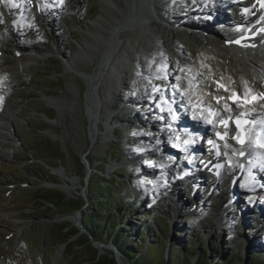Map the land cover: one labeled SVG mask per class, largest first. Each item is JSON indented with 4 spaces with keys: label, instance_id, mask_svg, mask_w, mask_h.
Instances as JSON below:
<instances>
[{
    "label": "rangeland",
    "instance_id": "374dc122",
    "mask_svg": "<svg viewBox=\"0 0 264 264\" xmlns=\"http://www.w3.org/2000/svg\"><path fill=\"white\" fill-rule=\"evenodd\" d=\"M119 1L122 8L127 4L132 5L133 2V0ZM102 2L103 0H66L67 7L60 11L57 20H52L54 25L51 28L45 22L42 26L37 16L29 20L24 19L28 22L15 21L18 23L14 26L8 16V11L14 18L16 16L15 6L12 4L4 6L2 12L6 15L0 12V47L4 50L1 51L3 56L0 57V63L9 57L5 52H12L14 40L24 47L31 46L32 51H35L23 53L26 69L20 68L15 61L10 65L0 66V115L4 113L7 116L5 119L0 116V221L2 222L0 264H85L84 261L90 258L89 250L76 249V255L67 258L69 251L57 238L58 232L54 227L62 223L72 225L74 219H76L75 223L80 225L82 212L63 214L69 211L70 207L65 204L59 205L58 208L45 206L38 199L41 197L40 193L56 190L69 199L76 198L80 201L82 198L87 201L90 195L88 185L91 180L107 186L103 178L116 181V186L119 185L117 192L126 201L130 203L135 200L138 203L134 211L125 219L122 218V213L128 211L129 205L126 203H119L113 209L117 214L111 211L110 215L115 221L119 220L122 227H127L130 237H135L130 241L136 242L135 248L140 253L150 251L148 247L154 245L152 247H155L156 252L162 254L164 250L167 254L168 246L178 244L175 255L180 256L182 252L189 256L194 254V258L197 256L206 258L208 264H250V257L255 264H264V233L257 234L252 227L244 225V222L235 221L228 214L220 223L218 210L222 191H218L221 187L214 190L213 198L204 200L203 211L194 207L195 202H191V196L188 194L186 196H189L190 201H187L182 194V201L186 204L182 207L181 203H174L170 199L172 196L170 192H167L165 197L157 191H155L156 195L154 193L146 195L139 191L140 188H145L143 178L146 175L150 176V170L157 168V157L144 150L147 141L143 140L144 142L141 143V134L135 136L131 133L130 136V131L134 130V127L128 124L132 122L131 120L124 121L123 111L111 112L112 109L120 110L118 100H123L127 101L130 107L132 106L131 110L136 113L137 109L133 103L142 96L132 95L134 85H130V81L123 90V92L126 90L125 94L122 92L121 96L132 97L133 103L120 95L114 100L111 99L112 97L106 98L105 83L101 79L98 80L92 91L97 100L94 102L97 113L94 128L97 133L95 139L90 136L91 110L89 111L86 106L88 88L84 75L79 69L83 68L93 73L97 64L92 54L89 56L79 54L74 47L85 45L80 33H85L86 25H93L99 17ZM141 2L143 3V0ZM112 15L110 14L111 17ZM13 27L15 38L12 37ZM133 28L135 24L125 29L132 31ZM200 32L204 35H199L197 41L187 39V34L184 35L181 31L174 37L169 30L163 35L168 50H172L177 57L179 54L183 56L185 60H182V63L185 68L188 66L199 72L200 65L206 66L209 70L203 72L200 77L202 89L198 88L197 84L184 81L185 77H189L186 71L178 73L175 80L176 90L170 93L182 102H188L190 97H195L216 105L217 98H222L219 102L224 101L225 98L222 94L212 92V79L235 83L237 93L245 87V82L232 71L228 77L217 73L218 70L226 69V61L218 48V44L222 41L206 28ZM143 33L148 32L142 28L138 33L139 37H143ZM146 34L144 38L147 37ZM202 37L207 38L208 41L202 40ZM149 44L156 52L158 47L155 44L158 43L152 36ZM119 48H130L126 39L117 43L116 49ZM88 49L93 53L98 52V61L103 59V54L93 45H89ZM242 51L244 50L240 52L233 50L237 58L236 63L244 57ZM263 76L264 74H259L263 81H259L260 83L257 81V84L264 83ZM233 88L235 89V86ZM137 104L136 102L135 105ZM252 106L249 111L253 113L263 108V105L261 103L257 105V102ZM138 115L142 117L140 113ZM115 122L124 125L115 126ZM116 127H121L118 135ZM149 146L153 147L154 143ZM113 148L120 153V159L111 156ZM41 158L56 168L50 169L45 166ZM142 163L149 164L142 165ZM102 164L103 172L95 177L91 167L98 169ZM80 165L84 166V177ZM131 165L134 166V170L129 168ZM118 169L124 170L127 174L122 178H116L114 174ZM204 169L202 171L206 172ZM44 179L49 182L43 181ZM199 191L205 194L207 190L201 188ZM199 191H195L197 200L204 196L200 195ZM126 193H129L130 197H127ZM46 196L51 197V193H46ZM53 200L57 202V198L54 197ZM260 201L257 203L259 204ZM87 207L86 202L83 208ZM192 207L196 209L193 210ZM247 221L252 223L250 217ZM10 223L15 224L16 228L5 227ZM138 232H141L142 237L137 236ZM80 234H86V231L82 229ZM177 235H182V238L179 239ZM252 240L253 242H250ZM111 251L106 249L101 254ZM256 254L259 257H256ZM160 260L161 257L158 262Z\"/></svg>",
    "mask_w": 264,
    "mask_h": 264
},
{
    "label": "bare ground",
    "instance_id": "6f19581e",
    "mask_svg": "<svg viewBox=\"0 0 264 264\" xmlns=\"http://www.w3.org/2000/svg\"><path fill=\"white\" fill-rule=\"evenodd\" d=\"M137 1V2H136ZM142 0H133L132 5L127 4L125 6L120 5V1L119 0H103L102 2V10L100 12L99 17L93 22V25H86V28L84 29L85 33H80L81 37H82V41L85 44L83 45H79L77 47H74L76 49V52L79 54H88L89 55H93V60L95 61V63L97 64V67L95 69V71L92 73L90 70H86L83 68L79 69V72L84 75V79L86 81V86L88 88L87 94H86V106L87 109L91 110L90 113V124L91 127L89 129L90 132V136H92L93 139H95L96 137V129L94 128V124H96V106H94V102L97 101L96 98L93 96L92 91L95 89L96 87V83L98 82L99 79H101V81H104L105 83V93H107L106 98H111L112 100L117 99V97L123 92V90L125 89V87H127L128 85V81L132 78V76L134 77L135 75V68L136 71L139 70V68H142L143 66L147 65V59L149 56H152L156 61V64L158 67H166L168 66V68H170V71L173 70L176 66L178 67V65L180 64L181 60H185L183 58V56H175L172 53V50H168V46L165 42V39L163 37V35L165 34V31H168L171 33L172 37H174L176 35V33L178 32V30H176V27H172L174 26V24H178V19L180 20V22H183L184 19H190V22H193L194 26H197V28H195L194 26H186V27H190V29H192L193 32H195V29H198V31L202 30L203 28H206L208 32H210L211 34H213V36H215L216 38L219 39V41H222L221 44H218V41L216 44H218V48L220 50V52L223 54V57L226 61V69L225 70H218L219 73H223L222 76L224 77H228L230 76V72H235L237 77H239L240 79H242L245 82V87L242 88L241 92H239L238 97L242 98L240 101L237 100V103L234 104L233 106V111H235L236 113H242V114H249L247 113L249 111V109H251L252 104L249 101V97L253 94H258L259 96H263L264 97V83L262 84H257V81H263L262 78L259 77V74H264V34H262V37L256 38V42L253 40H248L246 42L241 41L242 36H244L245 34H251L254 32V30L252 29L249 33H242L243 35H239L238 33L235 32V25L240 24V22L233 23V22H228V21H232L234 19V17L228 13L227 15H224L223 12L216 13L215 17H213L212 20L206 21V20H201L198 19L194 16H192V14L188 15L189 12L186 13V11H188L187 8H181L183 6H181L180 8H178L176 5H174V3L169 4L168 0H143V3L141 2ZM33 0H29L28 2L26 1L24 3V7H23V14H21V18L20 17H13L11 16V14L8 11V16L9 21L12 22V24L17 25V23L21 22V19H28V17L33 18L34 17V13L33 11L30 10V3H32ZM33 4V3H32ZM9 5V4H7ZM3 4L4 6H7ZM129 6V7H128ZM67 7V6H66ZM111 7V8H110ZM116 8V9H114ZM228 9L230 7H227ZM72 9H74V6L72 7ZM2 11V9H1ZM108 11V12H107ZM12 12V11H10ZM15 12V11H14ZM184 13L186 14L183 17H180L179 14L180 13ZM53 13L52 17L47 19L46 21V25L53 27L54 23H52V20H57L59 18V13H60V9H50V11H48V14ZM110 14L112 15V17L110 16ZM121 15H123V17L121 18ZM251 14H249L248 17L246 18H240V19H244V21H253V17L254 16H250ZM1 16V15H0ZM25 16V17H23ZM126 17V19H125ZM195 19V20H194ZM18 21V22H15ZM43 22H44V17H43ZM202 22V23H200ZM256 22V21H255ZM48 23V24H47ZM199 23V24H197ZM254 23V22H252ZM135 24V28H133L132 31L127 30L125 28H131V26ZM245 24V23H244ZM262 24H264L262 22ZM171 25V26H170ZM169 26V27H168ZM168 27V28H167ZM181 27H185V26H181ZM49 28V29H50ZM144 28L146 29V31L148 32L143 33V37H139L138 33L141 32V29ZM14 27L12 28V34H13V38H15V33L13 31ZM204 32H206L205 30H203ZM51 32V30H50ZM235 32V33H234ZM87 33V34H86ZM147 35L146 38H144V35ZM210 35V34H209ZM151 36L154 38V40L158 43L155 44V46H157V50H162L163 52H165L167 59H164L162 57H159L157 55L156 52H154V48L152 47V45L149 44V39L151 38ZM196 35H192L190 37L191 40H196L195 37ZM91 37H93L94 39H92ZM139 37V38H138ZM156 37V38H155ZM195 37V38H194ZM91 38V39H90ZM123 39H126V43H128L129 45V49H116L117 43L122 41ZM202 40L204 41H208L207 38L202 37ZM236 41H239V43H237ZM12 43L13 44V48H12V52L8 53L5 52L6 54L9 55V57H7L6 59H3L4 62L0 63L1 64H7L10 65V63L12 62H16V65H19L20 68L26 69V64L24 61L25 56L23 55L24 51H31V52H35L32 51L31 46L29 47H24L20 42L14 40ZM227 43H229L227 45ZM254 43H256V47H254ZM161 44V45H159ZM30 45V44H29ZM93 45L95 48L98 49V51H100L101 54H103V59L98 61V52L97 53H93L92 50L88 49V46ZM87 46V47H85ZM79 47V48H78ZM91 48V47H90ZM3 48L0 47V57L2 58V52L4 51L2 50ZM25 49V50H24ZM233 50L236 52H240V50H244L242 51L244 54V57L238 61V63H236V55L233 54ZM94 51V50H93ZM20 54V55H18ZM41 55V54H40ZM121 57H125L126 60H128L130 62V68L128 66H125L122 62H121ZM180 58L181 60L179 61ZM165 60V63L164 61ZM170 62V64H169ZM14 67V66H13ZM79 68V67H78ZM116 70V71H115ZM135 72V73H134ZM264 77V76H263ZM225 84V88L229 89V83L227 82L228 80H222ZM18 82V81H17ZM19 83V82H18ZM260 83V82H259ZM20 85V83H19ZM235 86V89L233 88ZM158 88H160L159 86H157ZM141 92H143L144 95H142L141 98H146L148 96V93L146 91L145 88H140ZM162 92V88H160ZM237 86L236 85H232V90H236ZM212 90V89H211ZM213 91L216 92L217 94L221 93L222 90L220 87L218 86H214ZM212 91V92H213ZM119 92V94H118ZM124 93V92H123ZM111 95V96H109ZM109 96V97H108ZM168 96H170L168 94ZM122 97V96H121ZM172 97V96H171ZM229 97L230 94H229ZM123 98V97H122ZM143 104H145V100L141 99ZM149 98V97H148ZM125 99V98H123ZM147 99V98H146ZM173 104L177 105V99L173 98ZM247 101V102H246ZM148 102V99H147ZM239 102V103H238ZM110 103V102H109ZM118 105L121 107V111L120 110H113L111 112L114 113H119V112H124L123 114V119L124 121L127 120H131L132 122H130L131 124L133 123H139L141 125H146V124H151L153 117L151 115L145 116V117H141L138 115L139 110L137 109L136 113H134L131 109L132 106L130 107V105L128 104L127 101H121L118 100ZM116 106V104H115ZM179 105H177L176 108H178ZM215 108V106H214ZM222 108V104H220V107H218V109ZM89 110V111H90ZM177 110V109H176ZM88 111V112H89ZM112 113V115L114 114ZM230 113V112H229ZM151 114V113H150ZM138 115V116H137ZM3 119H5L7 116L2 113L0 115ZM231 116H233L231 114ZM139 117V118H138ZM226 117L230 118V115H227ZM146 118V119H145ZM152 118V119H151ZM140 119V120H139ZM135 121V122H133ZM190 121V120H189ZM223 121V120H222ZM121 124L124 125V123H119L115 122V126H120ZM129 124V123H128ZM110 125V124H108ZM112 126V125H110ZM163 127V126H161ZM166 127V126H164ZM153 132H157V137L154 139L155 142H153V138L154 137H149L150 139H148V143L151 144L154 143V147H157V152H161L164 154L163 157L167 158H172L174 156H176V153L171 152L170 150H172L171 148L168 147V149H166L165 147V140L162 141L161 136H163L161 134V132L158 130L157 125H153ZM220 129L224 132L223 134L225 136H227L229 138V140L227 142H225V146H222V150H231L229 151L230 154L228 156H230V159L228 160L231 163V166L233 167H239L240 163H243V159H240L238 157V154L240 152L245 151L248 147L245 145L244 147H240V145L237 143V135H239L237 131L233 130L231 125L228 126H224L220 125ZM245 134H249L250 131H243ZM167 132L164 131L163 134H166ZM154 134V133H153ZM156 135V134H155ZM164 137V136H163ZM142 140H145L144 138H142ZM160 142V144H158V142ZM162 141V142H161ZM187 143H189V140H186ZM203 142L205 143L206 140H203ZM204 143L202 144V146H204ZM205 147V146H204ZM185 147H181L180 151H183ZM203 148V147H202ZM179 152V151H177ZM226 154V153H225ZM161 155V154H160ZM159 160L161 158H158ZM168 160V159H167ZM173 160V159H172ZM161 160H160V164L159 166L162 167L161 165ZM169 164L170 166L167 168L168 172H169V180L168 183L171 184V191L170 194L172 195L170 197L171 200L174 201V203L177 204H182L181 206H186V204L182 201V194L183 196L186 197L187 201H190V199L188 198L189 196H191V202H195V205L198 204V202L200 201L199 199L197 200L198 196L196 195L194 190H190L188 188V192H185L182 188L184 187V183L187 184H191V180L189 179H185L183 178H179L177 177V174H181L184 175L185 172H187L186 170L189 171H193L194 168H191L190 165H185V162L183 161H178V162H174L169 160ZM197 168H200L197 166ZM206 169V168H205ZM204 169V170H205ZM233 169H226V171L230 172L232 171L233 175H235L236 170ZM207 171V169H206ZM205 171H201V175L202 177L205 176V173H203ZM247 172V171H245ZM245 172H243V179L244 177H248ZM212 175L211 178V186H213V192L215 189H217V187H221V181L217 180L214 176V174L212 172H210ZM232 175V176H233ZM172 176H174L175 178H172ZM233 178H231L232 180ZM237 186L240 188L241 186L234 181H230V183L226 186V188L229 190V196L226 197L223 193L224 200L221 198L220 200V208L221 212L219 215V221L220 223L225 220L226 215L228 214L232 219H234L235 221L238 222H244V225H247L248 227H252L253 231H255L257 234L258 233H264V199L263 202H261L263 205H261V203L257 204L255 203L252 199L250 198V202L247 203H243V191H240V196L237 197L235 200L236 202L234 203V206L231 207V209L227 208L225 206L226 204V200H232L233 196H231V194H234V189L236 191H238ZM255 185H250L251 188H253ZM210 188L207 189V191H209ZM186 194H188L189 196L187 197ZM174 197V198H173ZM240 199H242L240 201ZM184 205H183V203ZM190 202V203H191ZM242 202V203H241ZM253 202V203H252ZM187 203V202H186ZM176 204V205H177ZM242 204V205H241ZM194 205V207H195ZM177 208V207H176ZM181 210V209H180ZM230 210V212L228 211ZM232 216H231V215ZM223 217V219L221 220V218ZM250 217V222H252L251 224L249 223V221H247V219H249ZM74 222H76V219H74ZM0 225H2V222L0 221ZM1 227V226H0ZM6 228L11 229V228H16V225L13 223L10 224H6L5 225ZM11 230H9L10 232ZM254 235V234H252ZM256 237V236H255ZM254 239V237H253ZM256 239V238H255ZM257 241V240H256ZM248 242V241H247ZM246 242V244H247ZM250 242H253L250 241ZM248 242V243H250ZM255 242V240H254ZM250 245V244H248ZM249 248V247H247ZM246 248V249H247ZM100 253H103L104 251H106V248H100ZM109 250V249H107Z\"/></svg>",
    "mask_w": 264,
    "mask_h": 264
},
{
    "label": "trees",
    "instance_id": "16d2710c",
    "mask_svg": "<svg viewBox=\"0 0 264 264\" xmlns=\"http://www.w3.org/2000/svg\"><path fill=\"white\" fill-rule=\"evenodd\" d=\"M111 156L120 159V153L115 148L112 149ZM42 160L45 162V166L53 169L56 168L44 159ZM80 167H82V177H84V166L80 165ZM102 168L103 164L98 169H94L93 166L91 167L94 170L95 177L103 172ZM126 174L127 172L124 170L118 169L114 176L116 178H122ZM103 180L107 182V186L100 185L93 179L91 180V183L88 185L90 195L87 201L82 198L80 201L76 200V198L69 199L56 190H48L40 193L41 197L38 200L41 204H45V206L58 208L59 205L65 204L70 207V210L63 212V214H70L76 211L82 212L81 226L87 234H80V230L69 223L56 224L54 226L58 232L57 238L62 244H65V248L69 251L67 258L74 257L76 255V249L87 248L90 258L84 261L85 264H116L111 254L107 253L98 256V252L92 248V243L97 242L105 245H113L119 252L121 260L126 264H208L206 258L199 256L194 258V254L189 256L187 253L182 252L180 256L175 255L174 252L179 247L178 244L170 246L167 254H165L164 250H162V254L156 252L155 247H152L154 245L148 247L150 251L146 250L144 254L140 253L135 248L136 242L130 241L131 239L134 240L135 237H130L129 232H127V227H122L120 221H115L113 216L110 215L111 211L116 213V211H113L115 206L119 203H126L129 205L128 211L122 213V218L125 219L127 215H130V212L134 211L138 205L137 201L132 200L129 203L121 197L117 192L119 185L116 186V181H112L110 178H103ZM43 181L49 182L47 179ZM132 186L134 187V185ZM46 193H51V197L46 196ZM54 197L57 198V202L53 200ZM86 202L88 203V207L83 208ZM137 236L142 237L141 232H138ZM255 256L259 257L258 254ZM159 257H161V260L158 262ZM250 258V264H255L253 258Z\"/></svg>",
    "mask_w": 264,
    "mask_h": 264
},
{
    "label": "water",
    "instance_id": "95a60500",
    "mask_svg": "<svg viewBox=\"0 0 264 264\" xmlns=\"http://www.w3.org/2000/svg\"><path fill=\"white\" fill-rule=\"evenodd\" d=\"M192 35H189L187 36V39H189ZM195 38V37H194ZM71 222V221H70ZM72 223V222H71ZM72 225H74L75 227L79 228V230L81 231L83 228L79 225H77L75 222L72 223ZM84 230V229H83ZM87 234V233H86ZM92 248L95 249L97 252H98V256H101V255H105V254H111L113 255L114 257V260L116 262V264H126L124 263L122 260H121V257H120V254L119 252L116 250V248L111 245V244H108V245H104L102 243H97V242H93L92 243ZM100 248H106V249H109V250H112L111 252H106L105 254H101L100 253Z\"/></svg>",
    "mask_w": 264,
    "mask_h": 264
},
{
    "label": "snow or ice",
    "instance_id": "6c2138e0",
    "mask_svg": "<svg viewBox=\"0 0 264 264\" xmlns=\"http://www.w3.org/2000/svg\"><path fill=\"white\" fill-rule=\"evenodd\" d=\"M0 2H2V0H0ZM61 2H62V0H61ZM260 3H261V6L264 7V0H260ZM12 6H15V5H12ZM236 42L239 43V41H236ZM231 98L233 99L234 103L239 99V97L236 94H233V97H231ZM220 99H222V98H217V102H219ZM225 107L227 108V105H225ZM222 123L225 125V127L227 126L226 122L222 121ZM236 126H237V129L240 128L241 122L239 120L236 121ZM217 135L220 136L219 133H217ZM220 138L223 139V136H220ZM236 139H237L238 143H243V140L240 139L239 135H237ZM209 143L211 144L212 141L210 140ZM256 145L259 148H264V139L256 140ZM217 155H219V153H217ZM216 167H221V165H216Z\"/></svg>",
    "mask_w": 264,
    "mask_h": 264
}]
</instances>
